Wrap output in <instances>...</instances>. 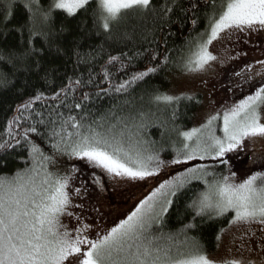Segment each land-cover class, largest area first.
Masks as SVG:
<instances>
[{
	"label": "snow or ice",
	"instance_id": "6c2138e0",
	"mask_svg": "<svg viewBox=\"0 0 264 264\" xmlns=\"http://www.w3.org/2000/svg\"><path fill=\"white\" fill-rule=\"evenodd\" d=\"M18 3L26 19L9 27ZM89 9L92 28L85 19L65 46L64 37L72 30L57 27L55 13L75 17L82 11L88 15ZM0 17V91L17 80L18 94L31 89L16 105L7 137L0 140V169L8 167L10 151L27 153L20 156L23 168L0 174V264H264V170L249 168L241 177L229 155L246 151L250 144V163L264 169V40L259 39L264 37V0H47L46 6L42 0H0ZM133 20L143 25L142 42H155L164 27L183 30L190 25L187 54L179 66L185 73L203 74L199 79L207 90L201 101L187 93L152 89L150 103L171 110L161 122L159 141L143 138L148 113L142 110L113 114L115 123L108 122V115L92 119L93 101L126 95L172 62L171 49L157 44L132 54L109 53L100 72L93 74L104 42L90 44L85 54L84 41L93 35L112 41L113 29ZM136 26L120 34L121 43L133 41ZM13 33L15 43L9 42ZM250 53L257 54L248 59ZM70 60L72 75L67 74ZM133 61H144V68L114 81L112 69L127 72ZM3 65L12 69L11 79ZM80 66L86 68L87 79L76 71ZM222 76L226 81L220 82ZM213 79L228 93L238 90L242 98L216 107ZM49 89L50 96L45 94ZM183 100L200 105L192 117L198 126L176 124L173 105ZM39 101L59 102L57 107L65 111L50 108L45 118L43 112L32 111ZM29 120L31 124L21 126ZM165 132L175 133L176 139L165 141ZM194 183L202 187L192 188ZM188 188L193 194L184 213H177L180 227L165 231L177 196ZM109 189L126 194L133 205L113 207ZM229 215L228 226L215 236L217 247L234 229L250 235L255 247H248L241 235L237 255L219 258L189 235Z\"/></svg>",
	"mask_w": 264,
	"mask_h": 264
},
{
	"label": "trees",
	"instance_id": "16d2710c",
	"mask_svg": "<svg viewBox=\"0 0 264 264\" xmlns=\"http://www.w3.org/2000/svg\"><path fill=\"white\" fill-rule=\"evenodd\" d=\"M42 2L45 3V6L47 5V0H42ZM160 2H163V0H160ZM219 3V0H218ZM91 9H89V14L85 15V13L82 11L79 14H77L75 17H68L66 13H63L62 11H57L55 13V25L59 27L61 24H64L65 26L69 27L72 31L69 35L64 37V43L65 46H68V42L71 40L73 35H78L77 32V26L87 19V28H92V17L90 15ZM2 19V17H0ZM26 19V14L24 12V9L21 7V4L16 5L15 9V15L12 17L11 23L9 24V27H12L14 25H18L20 23H23ZM148 26H152V22L149 20ZM40 20L37 18L36 25L39 26ZM136 26V32L137 35L134 36L133 41H127L126 43H121L119 40L120 34L124 33L125 31H132L133 26ZM143 27L142 24H138L137 21H129L127 23L122 22L120 27L113 29V40L112 41H104V37L101 36L99 38H96L95 35H93V38L91 40H85L84 44L81 47L82 53H88L91 51L89 48V45H98L101 42H104L105 52L103 56H100L95 61V68H94V75L96 73L100 72V66L104 64V61L107 59V56L109 53L116 55L120 51H127L129 54H132L137 49L143 51L144 48H157V44L159 45V49H164L165 47L167 49H171V52L169 55L172 57V62L168 64L166 68H164L163 71L159 72L155 76H151L149 78H146L144 82L139 83L138 85L134 86L133 90H130L128 94L126 95H113L110 97H102L99 100L93 101L92 105V111L93 116L92 119L99 120L101 116L108 115L110 123H115L114 119H111V116L114 114L115 116H124L128 115L130 113H135L136 111L142 110L146 113H148V119H147V127L143 130V138L146 140H156L159 141L161 139V132L164 131L163 127H161V122L165 120L166 118L170 117L171 110L168 109L166 111H162L164 108L163 105H160L157 107L156 105L150 103L149 99V93L152 91V89H159L161 92H170L171 88L174 91V87H172V84L174 85L176 78L180 75L185 73L182 68L179 66L181 62V57L185 56L187 54V48L185 46L186 39L189 38V26H186L183 30H178L176 26L164 27L163 32H157L156 33V40L155 42H142L140 39L139 33L141 32V28ZM203 28V25L200 26V28L197 29V31H201ZM195 32L191 33L192 36H195ZM17 35L15 33L11 34L9 37V42L15 43V40L17 39ZM167 40V44L165 45L164 40ZM151 40V38H150ZM142 44V46H141ZM95 55V53H93ZM250 55H256L254 53H250ZM133 66H130L127 72H116L115 69H112L114 73V81H119L122 79H127L129 75L132 74L134 71L142 70L144 68V61H133ZM92 65H89L91 67ZM4 69V72L8 74V78H12V69L7 66H2ZM74 67V60H70L67 65V74L72 75V69ZM119 67V65H117ZM76 71L84 72L85 73V79H87V71L84 66H80L76 69ZM102 78V75H101ZM66 82V80H64ZM57 87L60 86L61 80H57ZM20 85V81L17 80L14 87L9 88L6 91H0V140L7 137V129H8V122L14 115V109L16 105L20 102H22L24 99L28 97V95L31 93V89H29L27 92L24 93V95H20L17 92V88ZM177 89V88H176ZM41 90H44L41 86ZM51 89L46 90V95H52ZM182 92H178L177 95H180ZM189 95H195L196 99H199L203 101V96L200 93L193 91L186 92ZM62 99V98H61ZM59 102H51V101H39L36 104H34L32 111L34 112H43L45 118L48 116V111L50 108H57V111H65L63 108H58ZM173 107L177 108V120L176 124L178 126H181L182 128H191L192 125H194L192 121L193 114L198 112L200 110V105H197L195 103V100L188 101L183 100L179 103V105H173ZM24 115H27V112L24 113ZM32 121L29 120L27 123L21 122L22 127H27L29 124H31ZM13 133H15L16 126H12ZM165 141H168L169 139H176L175 133H172L169 135L168 132H165V135L163 137ZM41 147L48 153L51 152V149L48 147L47 144H45L43 141H39ZM20 156H27V153H20L19 149L16 151H10L8 153V160L9 164L7 168L0 169V174H11L16 168H23L24 162L22 159H20ZM234 158H237L236 156ZM80 163V162H78ZM202 187V185L198 183H194L192 188H198ZM192 188H188L185 191H182L176 198V204L173 206V208L170 210V214L168 216V223L165 228V231H167L169 228L176 229L180 227V223L178 222V216L177 213L183 214L184 213V205L186 202H190V198L192 196ZM109 203L113 204V201L111 198L108 199ZM107 208L105 207L104 210ZM183 219V215L180 217ZM228 219H231V216H227L225 218L216 220L214 222H209L203 224L201 227L198 228L195 232L189 233V235L194 236L201 246L210 254L214 253L218 247H217V241L215 239V236L220 228H226L228 226L227 221ZM199 224V220L197 221Z\"/></svg>",
	"mask_w": 264,
	"mask_h": 264
},
{
	"label": "rangeland",
	"instance_id": "374dc122",
	"mask_svg": "<svg viewBox=\"0 0 264 264\" xmlns=\"http://www.w3.org/2000/svg\"><path fill=\"white\" fill-rule=\"evenodd\" d=\"M260 40H264V37H260ZM243 48L248 49L249 46L242 45ZM257 54V53H254ZM251 58V55L248 57V59ZM236 65L233 64L231 67H235ZM199 75L203 74H188L183 73L180 74L175 80L174 85L172 84V87H174V91L170 90V94L177 95L178 92L186 93L188 91H193L202 94L203 100L207 96V90L203 88V85L200 82ZM205 78H208L207 76ZM227 77L222 76L220 78V82L226 81ZM212 84H217V91L212 94V98L215 101H218L216 104V107H219L220 104H223L225 101H227L229 104H231L233 101H238L242 98V94L237 90L236 93L233 95L232 93H228L226 89L219 88L218 81L213 79L211 81ZM211 87V84L209 85ZM177 88V89H176ZM246 94V93H245ZM203 122V121H201ZM198 126L196 124L192 125ZM218 135H222V133L217 132ZM259 145L256 146L257 149H259ZM231 156V163L233 166V170L238 173L239 176L243 177L247 169L251 168L253 171L257 170H264L259 169L256 166H253L250 163L249 157L252 155V146L249 144L248 149L246 151H242L239 154H229ZM237 158H234V157ZM192 163H200V161H194ZM80 166L83 168L85 167L82 163H80ZM174 174V173H172ZM250 174V173H249ZM164 179L169 178L168 176L163 177ZM143 188L146 189L147 185H143ZM131 191L138 192L139 189H131ZM109 196L108 199L111 198L113 201V204H111L113 207L119 208L121 210L129 209L133 205V201L130 198H127L125 195H116L112 192L111 189H109ZM107 208V207H106ZM104 211H107L104 210ZM243 235L242 232H238L235 229L233 230L232 234H228L224 237L223 241L220 243V246L218 249L212 253V255L217 256L219 258H231L234 255H237V250L242 247L240 237ZM244 241L247 242L248 247H255V242L252 239L250 235H243ZM235 240V242H233ZM231 249V251H230Z\"/></svg>",
	"mask_w": 264,
	"mask_h": 264
}]
</instances>
